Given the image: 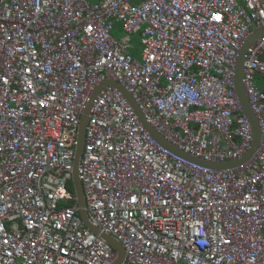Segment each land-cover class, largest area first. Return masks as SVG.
<instances>
[{"label": "built area", "instance_id": "2783aa9c", "mask_svg": "<svg viewBox=\"0 0 264 264\" xmlns=\"http://www.w3.org/2000/svg\"><path fill=\"white\" fill-rule=\"evenodd\" d=\"M263 26L264 0H0V264L117 260L73 186L81 118L104 81L179 149L244 155L253 131L236 64ZM245 57L262 143L236 167L161 144L119 88L96 95L78 173L89 219L122 243V264H264V36Z\"/></svg>", "mask_w": 264, "mask_h": 264}, {"label": "water", "instance_id": "95a60500", "mask_svg": "<svg viewBox=\"0 0 264 264\" xmlns=\"http://www.w3.org/2000/svg\"><path fill=\"white\" fill-rule=\"evenodd\" d=\"M264 36V26L259 27L255 30L252 31V33L249 35V37L246 39L244 42L243 46L240 49L237 64H236V74H235V85H236V90L238 94L239 101L242 105V108L247 115L251 128L253 131V140L251 143V147L248 149V151L242 155L241 157H238L233 160H228V161H209V160H204L202 158H198L197 156L191 155L184 150L179 149L177 146H175L172 142L167 140L162 134L158 132V130L151 125L146 119L145 116L140 109L139 105L136 103V101L133 99L132 95L123 87L121 84L114 80H107L102 83H100L94 93L91 102L87 106L84 114L82 115L81 122H80V127H79V136H78V146H77V151H76V156L74 160V177H73V186L75 189V192L78 197V205L80 207V214L85 221V223L97 234H100L102 237L106 238L107 241L117 250L118 252V258L114 262V264H122L124 261L125 257V249L122 245V243L117 240L113 235L108 234L103 232L102 230L99 229L98 226L93 224L90 219L89 215L86 209L87 202L84 194V189H83V184L80 179L79 173H78V168L80 164V159L84 151V146H85V135H86V127L87 123L89 120V114L91 112V107L93 105L94 99L96 95L99 93L101 88L104 85H111L114 87L119 88L124 92V94L130 99V101L134 104L138 114L140 115L141 121L143 124L147 127V129L152 133V135L164 146L172 149L173 151L183 155L184 157H187L190 160L196 161L198 163L204 164L206 166L215 168V169H227V168H232L239 166L246 161H248L250 158H252L257 150L259 149L261 143H262V128L258 119L257 114L255 113L252 104L249 100L248 93L246 91V86L243 81L244 77V67H245V55L246 51L250 47V45L254 44L259 38Z\"/></svg>", "mask_w": 264, "mask_h": 264}, {"label": "rangeland", "instance_id": "374dc122", "mask_svg": "<svg viewBox=\"0 0 264 264\" xmlns=\"http://www.w3.org/2000/svg\"><path fill=\"white\" fill-rule=\"evenodd\" d=\"M112 34L115 37H121L123 35V30L122 27L120 26V24H117L116 29L113 30ZM131 47L134 48V51L137 53L141 50L142 46H141V36L139 32L133 33L131 35ZM136 53V54H137ZM256 83L259 87L264 88V76L262 75H258L256 78Z\"/></svg>", "mask_w": 264, "mask_h": 264}, {"label": "trees", "instance_id": "16d2710c", "mask_svg": "<svg viewBox=\"0 0 264 264\" xmlns=\"http://www.w3.org/2000/svg\"><path fill=\"white\" fill-rule=\"evenodd\" d=\"M135 53H137V51H136ZM137 54H138V53H137Z\"/></svg>", "mask_w": 264, "mask_h": 264}]
</instances>
